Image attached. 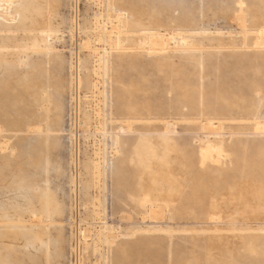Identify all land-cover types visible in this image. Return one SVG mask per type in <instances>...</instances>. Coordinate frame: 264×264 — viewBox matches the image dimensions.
I'll return each mask as SVG.
<instances>
[{
  "label": "rangeland",
  "instance_id": "obj_1",
  "mask_svg": "<svg viewBox=\"0 0 264 264\" xmlns=\"http://www.w3.org/2000/svg\"><path fill=\"white\" fill-rule=\"evenodd\" d=\"M0 264H264V0H0Z\"/></svg>",
  "mask_w": 264,
  "mask_h": 264
},
{
  "label": "bare ground",
  "instance_id": "obj_2",
  "mask_svg": "<svg viewBox=\"0 0 264 264\" xmlns=\"http://www.w3.org/2000/svg\"><path fill=\"white\" fill-rule=\"evenodd\" d=\"M171 149V148H170ZM167 150V149H166ZM166 158V157H165ZM162 160V159H161ZM167 160V159H166ZM158 162V161H157ZM166 162V161H165ZM159 163V162H158ZM160 164V163H159ZM163 164V163H162ZM172 164V163H171ZM161 166V165H160ZM163 166H164V164H163ZM167 167V166H166ZM158 168H160V167H158ZM163 168V167H162ZM164 169V168H163ZM157 170V169H156ZM159 170V169H158ZM166 170V169H165ZM171 170V169H170ZM160 171V170H159ZM159 171L157 172L158 173V175H159ZM163 171V170H162ZM168 171V170H167ZM156 172V171H155ZM170 172V171H169ZM165 173H166V171H165ZM163 174V173H162ZM167 174H169L168 172H167ZM161 176V175H160ZM164 176H167V175H164ZM168 177H169V175H168ZM170 177H172V176H170ZM169 179V178H168ZM162 180H163V178H162ZM170 193V192H169ZM174 196V195H173ZM167 197H168V195H167Z\"/></svg>",
  "mask_w": 264,
  "mask_h": 264
}]
</instances>
